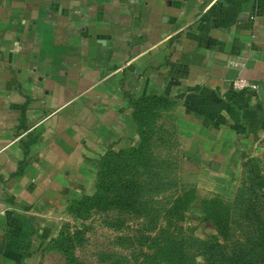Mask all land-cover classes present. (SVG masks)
I'll list each match as a JSON object with an SVG mask.
<instances>
[{
  "label": "crops",
  "instance_id": "crops-1",
  "mask_svg": "<svg viewBox=\"0 0 264 264\" xmlns=\"http://www.w3.org/2000/svg\"><path fill=\"white\" fill-rule=\"evenodd\" d=\"M258 87L264 0H0V264L38 257L99 156L135 143L140 95L172 102L185 179L222 193L264 150Z\"/></svg>",
  "mask_w": 264,
  "mask_h": 264
},
{
  "label": "trees",
  "instance_id": "trees-1",
  "mask_svg": "<svg viewBox=\"0 0 264 264\" xmlns=\"http://www.w3.org/2000/svg\"><path fill=\"white\" fill-rule=\"evenodd\" d=\"M171 103L168 98L155 94L140 95L132 100L131 115L136 123L138 142L127 147L131 163L146 154L147 134H161V129L150 130V126L159 125L152 123L154 119L145 120L142 113L157 115L152 111ZM116 157H119L118 150H105L96 165L93 191L70 199L65 206L73 218L86 216L93 209L107 210L115 206L154 211L147 223V232H139L135 236L136 246L126 253L128 256H122L113 264H264V173L254 158L245 159L246 185L232 200H224L217 194L199 199L202 218L214 228L209 237L199 238L181 223L185 210L195 199L192 185L177 184L171 176L168 182L149 183L152 188L174 187V194L159 209L162 214L157 223L158 210L146 208L145 200L141 199L144 184L134 180L128 170L115 176L108 174L109 169L119 166ZM151 174L155 180L159 179L158 170ZM80 234V228L70 230L69 224L64 222L50 242L60 251L66 264H86L74 254Z\"/></svg>",
  "mask_w": 264,
  "mask_h": 264
},
{
  "label": "rangeland",
  "instance_id": "rangeland-1",
  "mask_svg": "<svg viewBox=\"0 0 264 264\" xmlns=\"http://www.w3.org/2000/svg\"><path fill=\"white\" fill-rule=\"evenodd\" d=\"M155 111L157 115L142 113V117L147 121L150 119V122L154 119L152 123L155 122L159 126H150V130L156 128L161 129V134L155 132L151 135L147 134L146 141L149 142V145L146 146L147 152L145 155L138 157L135 163H131L132 160H130L131 156L127 154V147L135 146L138 142V136L133 144L109 148L114 151L118 150L119 157L115 158V162L119 166L109 169L108 174L115 176L116 173L124 170L133 173V179L138 183L144 184L141 199L145 200L144 204L146 208L152 207L158 210L156 217L157 223L161 221L160 217L162 212L159 209L165 206L170 196L174 194V187L152 188L149 186V183L154 184V182L160 181L168 182L169 179L172 180L175 177L177 184L182 182L186 185H192L194 187L195 199L185 210L184 219L181 223L190 234L199 238L209 237L214 233V228L208 220L202 218L199 199L217 194L224 200H232L237 191L244 189L246 185V160L240 165V170L235 180L231 182L227 189H222L224 193L214 191L201 192L198 189L196 190L195 185L185 179L183 172L188 165L186 166L182 162L183 157L174 132L172 131V126H169L171 120L169 113L161 112L159 109H155L152 112ZM245 156V159L254 158L264 173V150L260 153L247 154ZM153 170L159 171L160 176L158 180L152 178L151 173ZM152 212L154 211L147 209L144 211H134L117 206L107 210L93 209L83 217L73 218L69 215V220L63 221L59 228L64 222L69 224L70 230L80 228L81 240L74 251V254L79 260L86 264H113L117 260L120 261L122 256H128L126 253H129L131 248L136 246L135 236L139 232H147L146 227L148 226L147 223ZM51 241L42 245L39 249L38 257L30 259L28 261L29 263L24 262V264H66L62 254L50 243Z\"/></svg>",
  "mask_w": 264,
  "mask_h": 264
},
{
  "label": "built area",
  "instance_id": "built-area-1",
  "mask_svg": "<svg viewBox=\"0 0 264 264\" xmlns=\"http://www.w3.org/2000/svg\"><path fill=\"white\" fill-rule=\"evenodd\" d=\"M229 85L233 89H242V88L255 89L256 88L252 82L240 76L232 78L230 80Z\"/></svg>",
  "mask_w": 264,
  "mask_h": 264
},
{
  "label": "water",
  "instance_id": "water-1",
  "mask_svg": "<svg viewBox=\"0 0 264 264\" xmlns=\"http://www.w3.org/2000/svg\"><path fill=\"white\" fill-rule=\"evenodd\" d=\"M257 94L264 108V89L262 87H258Z\"/></svg>",
  "mask_w": 264,
  "mask_h": 264
}]
</instances>
